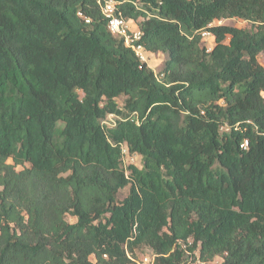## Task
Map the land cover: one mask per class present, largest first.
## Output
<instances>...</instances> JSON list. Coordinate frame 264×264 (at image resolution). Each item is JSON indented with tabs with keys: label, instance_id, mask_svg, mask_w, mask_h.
Segmentation results:
<instances>
[{
	"label": "trees",
	"instance_id": "trees-1",
	"mask_svg": "<svg viewBox=\"0 0 264 264\" xmlns=\"http://www.w3.org/2000/svg\"><path fill=\"white\" fill-rule=\"evenodd\" d=\"M122 1L159 74L98 0H0V264H264V0Z\"/></svg>",
	"mask_w": 264,
	"mask_h": 264
},
{
	"label": "built area",
	"instance_id": "built-area-1",
	"mask_svg": "<svg viewBox=\"0 0 264 264\" xmlns=\"http://www.w3.org/2000/svg\"><path fill=\"white\" fill-rule=\"evenodd\" d=\"M101 12L105 19L107 20V28L108 30L115 36L123 38L124 43L127 47L131 48L137 58L142 63L149 64V55L150 53L147 51L144 44L141 42L143 32L137 27V24L133 20H127L120 9V6L124 1L122 0H98ZM80 16L83 17L82 13H79ZM86 22L89 23L90 20L86 19ZM216 21L211 23L208 28L203 29L200 34L202 36V41L207 49V52H211L214 44H215V35L210 30L211 27L217 26ZM221 20L219 21V24ZM115 114H111L114 116ZM118 118L117 115H115ZM107 118V117H106ZM106 118L103 121V124H107ZM116 124L114 122L109 127H113ZM122 155L123 162L125 157H129L132 155L129 148L126 145L122 146ZM129 165H137V164H129ZM124 166L126 172H128V166ZM132 260L131 264H155L156 255H145L140 258L130 257ZM190 264H209L208 262L202 261L201 259H197ZM211 264V263H210Z\"/></svg>",
	"mask_w": 264,
	"mask_h": 264
},
{
	"label": "rangeland",
	"instance_id": "rangeland-1",
	"mask_svg": "<svg viewBox=\"0 0 264 264\" xmlns=\"http://www.w3.org/2000/svg\"><path fill=\"white\" fill-rule=\"evenodd\" d=\"M220 21V20H219ZM219 21H216V25H231V26H235V27H239V28H250V23L241 20V19H222L221 23L219 24ZM204 44V43H203ZM167 59V55L163 54V53H156L155 55L150 54L149 55V64L148 66L153 69L156 73H160L164 67V63ZM259 61L260 63L264 66V52L259 56ZM81 93V92H80ZM124 101H125V97H119L117 98V102L119 104V106L122 108L124 105ZM116 116H111V114H109L106 118V122H107V126L109 127L111 124H113L116 120ZM129 164H137L139 166H141V157L139 155L136 154H132L129 155V157H125L124 162H123V166H127ZM128 189H124L120 192V199H123L125 195H127ZM66 219L73 223L76 221V218L73 217L72 215H68L66 217ZM150 252V249L144 247V248H140L137 251L138 257H141L144 254H148ZM217 263L219 264L222 259L221 258H217L216 259Z\"/></svg>",
	"mask_w": 264,
	"mask_h": 264
},
{
	"label": "clouds",
	"instance_id": "clouds-1",
	"mask_svg": "<svg viewBox=\"0 0 264 264\" xmlns=\"http://www.w3.org/2000/svg\"><path fill=\"white\" fill-rule=\"evenodd\" d=\"M217 21H219V20H217Z\"/></svg>",
	"mask_w": 264,
	"mask_h": 264
}]
</instances>
